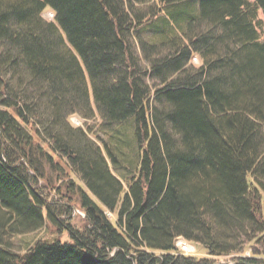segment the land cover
I'll use <instances>...</instances> for the list:
<instances>
[{
  "label": "trees",
  "instance_id": "obj_1",
  "mask_svg": "<svg viewBox=\"0 0 264 264\" xmlns=\"http://www.w3.org/2000/svg\"><path fill=\"white\" fill-rule=\"evenodd\" d=\"M259 10L264 0H0V264H264ZM46 166L82 183L51 198ZM76 208L85 224L64 227ZM46 219L68 237L11 247ZM177 237L210 257L176 250Z\"/></svg>",
  "mask_w": 264,
  "mask_h": 264
},
{
  "label": "rangeland",
  "instance_id": "obj_2",
  "mask_svg": "<svg viewBox=\"0 0 264 264\" xmlns=\"http://www.w3.org/2000/svg\"><path fill=\"white\" fill-rule=\"evenodd\" d=\"M43 15L47 19H52L53 12L52 10L47 9L43 12ZM258 19L260 21L259 31H260L261 37L264 38V13L262 12V10L258 11ZM194 62H196V64H199L200 63L199 58L197 57V60H195ZM70 119L74 125H85V119L82 118L81 116L71 115ZM99 121L100 119L97 116L95 120H92V119L88 120V123L95 122V124H97ZM60 165H63L62 162L60 163ZM72 178H74L76 181L81 182L74 173H71L68 171L67 167L64 172H58L55 169H51L50 171L49 167L46 166V174L44 175L43 178H40L38 180V185H41L44 191L48 190L49 194L47 195L49 197L51 198L54 197L55 199H59L60 195L57 194L58 190L56 188L60 187L61 188L60 190L64 192L65 187H66V183H64V181L66 179L68 180ZM124 185L126 186L125 183ZM74 212L71 213L70 215L71 217H69L68 219H67V216L63 218V219H66L65 221H63L64 227L68 223H71V225L76 226V227H82L85 224V220L82 218V216H84L83 214H85L83 210L76 208ZM105 212L112 219H114L116 216V213H115L116 211H110L106 209ZM78 214H80L81 216H79ZM68 234L69 233L67 230H58L57 226L53 225L46 219L45 225L41 229L37 230L36 232L26 233L24 235H15L11 239V243H12L11 247L14 248L16 251L22 253L26 249L27 245L33 244L38 239H44V240L49 239L50 240V239H55L57 237L64 239L68 237ZM175 245L177 247L176 250L180 251L181 253L185 255H193L197 257H204V256L210 257V255L207 254L206 248L202 244L188 241L183 237H177L175 240ZM155 253L160 254L161 252L155 251ZM251 253H252L251 248H250V245L248 244L246 250L242 254L251 255ZM211 258L214 260L215 264L226 263V262L228 264H234L235 262L234 255L211 256Z\"/></svg>",
  "mask_w": 264,
  "mask_h": 264
},
{
  "label": "built area",
  "instance_id": "obj_3",
  "mask_svg": "<svg viewBox=\"0 0 264 264\" xmlns=\"http://www.w3.org/2000/svg\"><path fill=\"white\" fill-rule=\"evenodd\" d=\"M193 59L197 60V56H194Z\"/></svg>",
  "mask_w": 264,
  "mask_h": 264
},
{
  "label": "bare ground",
  "instance_id": "obj_4",
  "mask_svg": "<svg viewBox=\"0 0 264 264\" xmlns=\"http://www.w3.org/2000/svg\"><path fill=\"white\" fill-rule=\"evenodd\" d=\"M192 61L194 62V61H195V59H193V58H192ZM194 63H196V62H194Z\"/></svg>",
  "mask_w": 264,
  "mask_h": 264
}]
</instances>
